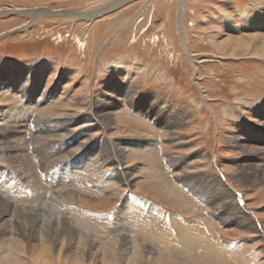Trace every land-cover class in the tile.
I'll return each instance as SVG.
<instances>
[{
  "label": "rangeland",
  "instance_id": "374dc122",
  "mask_svg": "<svg viewBox=\"0 0 264 264\" xmlns=\"http://www.w3.org/2000/svg\"><path fill=\"white\" fill-rule=\"evenodd\" d=\"M114 1L0 0V264H58L62 242L120 237L135 217L147 243L188 252L127 264H264V138L243 134L264 131V0H182V27L180 0L72 14ZM42 212L55 223L45 243ZM172 220L174 238L160 236L154 224ZM183 227L209 239L183 245Z\"/></svg>",
  "mask_w": 264,
  "mask_h": 264
},
{
  "label": "bare ground",
  "instance_id": "6f19581e",
  "mask_svg": "<svg viewBox=\"0 0 264 264\" xmlns=\"http://www.w3.org/2000/svg\"><path fill=\"white\" fill-rule=\"evenodd\" d=\"M132 1V0H131ZM129 2V0H116V1H114V3H112L108 8H106V9H104V10H102V11H94V13H90V14H78V15H74L75 17H77V19L78 18H81V19H85V20H87V19H89V20H94V18H99V17H101V16H103L104 14H109V13H111V11L112 10H114V9H116V8H119V7H121V6H124V5H126L127 3ZM253 4V3H252ZM180 8H179V14H178V16H179V23H180V25H181V27H182V24H183V22H182V16H181V14H182V11L184 10V3L182 2V0H180ZM254 5V4H253ZM257 9V8H256ZM14 12H19L17 9H15V10H13ZM29 13L30 11H23V13ZM31 12H33V10H31ZM41 12H43V13H47L48 15H54V16H59L60 14L59 13H53L52 11H49V10H44V11H41ZM38 13V12H37ZM241 13V12H240ZM249 14V13H248ZM71 15V14H70ZM61 16V15H60ZM230 17V16H229ZM242 17V16H241ZM252 22V21H251ZM245 23V22H244ZM255 26H257V27H254V28H252V27H250L249 28V30L252 32V30H254V33H255V31H257L256 29H260L261 28V25L258 23V24H255ZM180 27V28H181ZM182 30H183V28H181ZM238 29V27H236V30ZM240 31V30H239ZM245 31V30H244ZM247 32V31H246ZM243 33V32H242ZM248 34H250V33H248ZM243 37V36H242ZM256 36L255 35H253V36H251V39H249V40H244L243 41V44H244V46H246V47H250V45H252V44H254V45H256V40L258 39V38H255ZM261 39V38H260ZM264 39V38H263ZM185 44H186V48L188 49V47H187V42L185 41ZM254 45H252L251 47H253ZM263 46H264V43H263ZM189 50V49H188ZM198 56L197 55H193V54H191L190 56H189V58L191 59V61H192V65H194V63H196V61H198V59L199 58H197ZM206 60V59H205ZM40 73V72H39ZM26 78V77H25ZM40 81V80H39ZM21 84V83H20ZM45 92V91H44ZM128 94V93H127ZM49 96V95H48ZM40 97V96H39ZM38 98V97H37ZM57 98V97H56ZM56 98H54V99H48L47 100V102H52V101H54ZM45 99H46V97H45ZM73 99V98H72ZM116 99V98H115ZM68 103V102H67ZM113 103V102H112ZM115 103V102H114ZM122 103H123V100H122ZM47 104V103H46ZM71 104V103H70ZM92 104V103H91ZM39 105V107H40V104H38ZM55 105V104H54ZM73 107V106H72ZM264 108V107H263ZM113 109H115V108H113ZM263 111H264V109H263ZM108 112V111H107ZM259 112H261V111H259ZM97 113V112H96ZM124 113V112H123ZM126 114V113H125ZM262 114V113H261ZM72 116V115H71ZM119 115H117L116 114V111L114 110L113 112H111L110 113V117H109V119H111L110 120V123H113V122H115L117 125L119 124V117H118ZM262 116V115H261ZM76 117H78V116H76ZM139 118V117H138ZM86 119V118H85ZM132 119V118H131ZM261 120H263L264 121V116H262V119ZM123 121V120H122ZM103 123V122H102ZM101 123V124H102ZM93 123H91V120H85L83 123H82V125L81 126H79L77 129H82V127H84V126H86V125H92ZM97 124V123H96ZM75 125V124H74ZM103 125V124H102ZM57 126V125H56ZM119 126V125H118ZM104 128H106V127H104ZM58 129V128H57ZM117 129V127L115 128V130ZM96 130H97V128H96ZM109 130V129H108ZM111 130V129H110ZM166 130V129H165ZM172 130V129H171ZM257 130V129H256ZM264 130V129H263ZM262 130V131H263ZM107 131V130H106ZM247 131V130H246ZM244 132L243 131V134L245 135V133H250V135H252V136H254V137H256L257 139H262V138H264V131L263 132H259V130H258V132L257 131H249V132ZM109 132H111V131H109ZM169 132V131H168ZM254 132H257V133H254ZM241 133V132H240ZM110 134V133H109ZM259 134H261L260 136H258ZM234 136V135H233ZM110 138V137H109ZM172 138V137H171ZM235 138L236 137H234L232 140H231V143H234L235 142ZM241 138V137H240ZM110 140V139H109ZM170 140V139H169ZM176 140V139H175ZM173 144V143H172ZM251 147V146H250ZM242 148H243V145H242ZM120 150V149H119ZM141 151V150H140ZM258 151V150H257ZM200 152V151H199ZM257 153V152H256ZM113 154V153H112ZM192 156V155H191ZM196 156V155H195ZM199 156V155H198ZM254 156V155H253ZM208 157H210V156H208ZM207 157V158H208ZM117 158V157H116ZM120 158V157H119ZM130 158V157H129ZM206 158V159H207ZM127 160V159H126ZM202 160H205V159H202ZM190 161V160H189ZM155 162V161H154ZM153 162V163H154ZM254 162V161H253ZM187 163V162H186ZM201 163H203V162H201ZM123 164V163H122ZM188 164V163H187ZM262 164V163H261ZM260 164V165H261ZM256 165V164H255ZM258 165V164H257ZM249 166H250V164H249ZM252 166V165H251ZM259 166V165H258ZM62 167H64V166H62ZM244 167V166H243ZM260 167V166H259ZM193 168V167H192ZM256 168H257V166H256ZM239 170V169H238ZM73 173H76L74 170H73ZM154 174V173H153ZM157 174V173H156ZM155 175V174H154ZM184 175V174H183ZM195 176V175H194ZM199 176H201L200 174H199ZM207 176V175H206ZM158 177V176H157ZM187 177V176H186ZM193 177V176H192ZM154 178H155V176H154ZM198 178V177H197ZM157 179V178H156ZM31 180V179H30ZM158 181H159V178L157 179ZM194 180V179H193ZM198 180V179H197ZM32 181V180H31ZM204 181V180H203ZM37 183V182H36ZM219 185V184H218ZM221 185V184H220ZM219 185V186H220ZM246 185V184H245ZM157 187V186H156ZM218 187V186H217ZM220 187H222V186H220ZM246 187V186H245ZM172 188V187H171ZM252 188V187H251ZM61 189V188H60ZM210 190V189H209ZM213 190V189H212ZM257 190V189H256ZM166 191V190H165ZM213 191H215V190H213ZM160 192V191H159ZM177 192V191H176ZM173 193H174V191H173ZM178 193V192H177ZM215 193V192H214ZM225 193V192H224ZM92 194V193H91ZM226 194H227V192H226ZM93 195V194H92ZM172 195V194H171ZM231 195V194H230ZM177 196V195H176ZM223 196V195H222ZM181 198V197H180ZM173 199H175V198H173ZM229 199V198H228ZM19 200H20V198H19ZM172 200V199H171ZM219 200V199H218ZM18 201V200H17ZM16 201V202H17ZM24 201H26V200H24ZM23 201V202H24ZM69 201V200H68ZM210 201V200H209ZM217 201V200H216ZM180 202V201H179ZM212 202V201H211ZM214 202H215V199H214ZM18 203V202H17ZM21 203V202H20ZM26 203V202H25ZM215 204H217V203H215ZM19 205V204H18ZM173 205V204H172ZM221 205H223V204H221ZM2 206V205H1ZM217 206V205H216ZM220 206V205H219ZM9 207V206H8ZM17 207V206H16ZM230 207H231V205H230ZM5 208V207H4ZM57 208H58V206H57ZM60 208V207H59ZM220 208V207H219ZM232 208V207H231ZM15 209V208H14ZM230 209V208H229ZM248 209V208H247ZM45 210V209H44ZM51 210V209H50ZM17 211V210H16ZM26 211V210H25ZM234 211V210H233ZM9 212V211H8ZM61 212V211H60ZM63 212V211H62ZM17 213H19V212H17ZM36 213V212H35ZM47 213V212H46ZM46 213H43L42 212V216H38L39 218H38V220L42 223V227L40 228V229H38V230H36V233L38 234V236H39V238L41 239V242L42 243H45V242H48L49 241V237H52L53 235H50V234H52L51 233V231H52V228L54 227V225H55V223L52 221V217H50L48 214H46ZM56 213V212H55ZM68 213V212H67ZM53 214V213H52ZM75 214V213H74ZM79 214V213H78ZM236 214V213H235ZM19 215H20V213H19ZM31 215V214H30ZM70 215V214H69ZM72 215V214H71ZM10 216V215H9ZM12 216H13V214H12ZM22 216H23V214H22ZM33 216V215H32ZM31 216V217H32ZM73 216V215H72ZM77 216V215H76ZM15 217V216H14ZM21 217V216H20ZM58 217V216H57ZM71 217V216H70ZM18 218V217H17ZM36 218V217H35ZM74 218V217H73ZM76 218V217H75ZM234 218V217H233ZM9 219V218H8ZM72 219V218H71ZM229 219V218H228ZM7 220V219H6ZM74 220V219H73ZM84 220V219H83ZM5 220H3V222H4ZM14 221H16L13 217L11 218V220L8 222L9 224H10V226H8V225H5L8 229L10 228L11 230H16V228H15V225H14ZM20 221H21V218H20ZM37 221V220H36ZM137 219H136V217H135V220H133V222L131 221L129 224H127V226L124 228L126 231H127V234H125V235H122V236H120L119 237V235H117V236H112V237H110V239H112V241L109 239L108 240V238H95L94 237V240H89V239H87V238H84V236L83 235H81V238H79L78 240H76V238H75V240L76 241H74V242H70L71 240L69 239V242H62V244L60 245V252H59V254H58V264H72V262H74L75 264H83L84 263V260L86 259V257H90V258H97V256H101L102 257V259H101V262H102V264H116L115 262H119L120 264H127V259L129 258L128 256L129 255H133V257H135V256H137L138 258H142L143 257V252H142V250H145V251H147L148 253H153V254H158V250H160L162 253H164V254H169V256H170V253H171V255H172V253H173V255L175 254V253H183V252H188V249H182V250H180V249H177L174 245H172V246H166L167 245V243H165L166 245H164V243L163 242H161V241H158V239L160 240L161 238H159V236H158V239H156L157 238V236L155 235L154 236V240H155V242H153V243H147L150 239H149V237L147 236L148 235V233L146 232V231H148V230H146V229H144L145 231H143V230H138V229H140V228H138L137 229V226H136V224H137ZM223 221V220H222ZM19 222V221H18ZM34 222V221H33ZM86 222V221H85ZM125 222V221H124ZM176 222H178V221H175V220H172V221H169V223H158V224H154L155 226H154V228L156 229V230H158V233L160 234V236H162V237H164V238H169V239H173L174 238V232H173V230L170 228V224H172V223H176ZM236 222V221H235ZM251 222V221H250ZM8 223H5V224H8ZM24 223H26V222H24ZM75 223V222H74ZM138 223H142V222H138ZM36 224V223H35ZM38 224V223H37ZM36 224V225H37ZM71 224V223H70ZM79 224V223H78ZM182 224H184V223H182ZM251 224V223H250ZM4 225V224H3ZM19 225V224H18ZM27 225V224H26ZM73 225V224H72ZM77 225V224H76ZM80 225V224H79ZM88 225V224H87ZM33 226H34V223H33ZM179 226V225H178ZM263 226V225H262ZM27 227V226H26ZM39 227H40V225H39ZM62 227V226H61ZM71 227V226H70ZM146 227H148V225H146ZM234 227H235V225H234ZM18 228V227H17ZM29 228V227H28ZM69 228V227H68ZM241 228V227H240ZM251 228V227H250ZM261 228V227H260ZM56 232H57V230L59 229V226H58V224H57V226H56ZM72 229V228H71ZM102 229V228H101ZM142 229V228H141ZM155 229H154V231H155ZM237 229V228H236ZM88 230V229H87ZM153 230V229H152ZM151 230V231H152ZM188 230V228H186V227H183V234H182V238H183V240L184 241H187V242H184L183 243V245H186V246H189V247H192L193 245H196V243H199V241L201 242V240H207V239H209V237H208V235H207V231H205V230H203V229H200L199 231H196V232H190V231H187ZM2 231V230H1ZM0 231V232H1ZM6 231V230H5ZM70 231V230H69ZM89 231V230H88ZM116 231V230H115ZM151 231H150V233H151ZM153 231V232H154ZM253 231V230H252ZM3 232V231H2ZM15 232V231H14ZM31 232V231H30ZM152 232V233H153ZM17 233V232H16ZM15 233V234H16ZM25 233V232H24ZM79 232H77V234H78ZM91 233H92V231H91ZM96 233V232H95ZM97 233H99L98 231H97ZM102 233V232H101ZM111 233V232H110ZM156 233V232H155ZM154 233V234H155ZM245 233V232H244ZM6 234H8V233H6ZM28 234V233H27ZM54 234V233H53ZM65 234V233H64ZM71 234V233H70ZM93 234V233H92ZM100 234V233H99ZM157 234V233H156ZM158 234V235H159ZM18 235V234H17ZM88 235V234H87ZM217 235H218V233H217ZM9 236V235H8ZM27 236V235H26ZM132 236V238H130ZM87 237V236H86ZM221 236L219 235V238H220ZM7 238V237H6ZM21 238V237H20ZM193 238H197L198 239V241H196V243H192V239ZM260 238V237H259ZM4 239V238H3ZM8 239V238H7ZM16 239V238H15ZM18 239V238H17ZM10 240V239H9ZM21 240V239H20ZM38 240V239H37ZM55 240V239H54ZM73 240V239H72ZM8 241V240H7ZM11 241V240H10ZM36 242H38V241H36ZM58 243V242H57ZM53 245H54V243H53ZM168 245H170V243H168ZM46 246V245H45ZM44 246V248H47V247H45ZM57 246V245H56ZM174 246V247H173ZM23 247V246H22ZM188 248V247H187ZM38 249V248H37ZM48 249V248H47ZM73 249V253L72 254H69V255H74L73 256V259H75V260H71V259H67V257H65L64 256V254L68 251H71ZM195 249V248H194ZM25 250V249H24ZM41 250H43V248L41 249ZM195 250H197V251H206L207 249L206 248H202V249H200V250H198V249H195ZM44 251V250H43ZM55 252V251H54ZM25 253V252H24ZM44 253V252H43ZM71 253V252H70ZM118 253H119V255L120 256H123L122 258H117L118 257ZM147 253V254H148ZM16 254H18V253H16ZM68 255V256H69ZM176 255V254H175ZM177 255H179V254H177ZM176 255V256H177ZM8 258H10L11 256H13L11 253H8L7 255H6ZM163 256V255H162ZM18 257V256H17ZM50 257V255H48L47 257H46V255L44 254V255H39V257H38V259H37V261L35 262V263H39L40 264V262L42 263V264H48V262H49V260L48 259H50L49 258ZM173 257V256H172ZM171 257V259L172 260H174V259H176V257L173 259ZM180 257V256H179ZM182 257V256H181ZM200 257V256H199ZM202 257V256H201ZM166 258V257H165ZM170 258V257H169ZM191 259H192V257H190ZM232 258V257H231ZM54 259V258H53ZM181 260H183L182 258H180ZM178 260V262L179 263H182L181 262V260ZM197 260V259H196ZM202 260V259H201ZM25 261V260H24ZM34 261V260H33ZM54 261V260H53ZM20 262V261H19ZM23 262V261H22ZM21 262V263H22ZM32 262V261H31ZM146 262L148 263V264H150L149 262H152L151 260H150V258H148V260H146ZM217 262V261H216ZM162 262H159L158 264H161ZM25 264V263H24ZM187 264H191L190 262L189 263H187Z\"/></svg>",
  "mask_w": 264,
  "mask_h": 264
},
{
  "label": "water",
  "instance_id": "95a60500",
  "mask_svg": "<svg viewBox=\"0 0 264 264\" xmlns=\"http://www.w3.org/2000/svg\"><path fill=\"white\" fill-rule=\"evenodd\" d=\"M73 15H75L74 13H72ZM68 15H70L69 13H68Z\"/></svg>",
  "mask_w": 264,
  "mask_h": 264
},
{
  "label": "crops",
  "instance_id": "0c3cea01",
  "mask_svg": "<svg viewBox=\"0 0 264 264\" xmlns=\"http://www.w3.org/2000/svg\"><path fill=\"white\" fill-rule=\"evenodd\" d=\"M190 56V55H189Z\"/></svg>",
  "mask_w": 264,
  "mask_h": 264
}]
</instances>
